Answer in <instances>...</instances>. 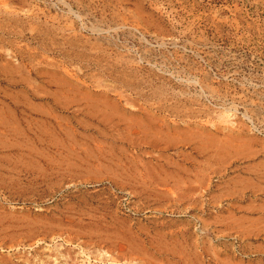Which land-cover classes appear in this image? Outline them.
<instances>
[{
	"label": "rangeland",
	"instance_id": "1",
	"mask_svg": "<svg viewBox=\"0 0 264 264\" xmlns=\"http://www.w3.org/2000/svg\"><path fill=\"white\" fill-rule=\"evenodd\" d=\"M0 264H264V0H0Z\"/></svg>",
	"mask_w": 264,
	"mask_h": 264
}]
</instances>
